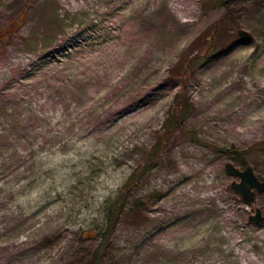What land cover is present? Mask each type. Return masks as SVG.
I'll return each instance as SVG.
<instances>
[{
    "label": "rangeland",
    "instance_id": "obj_1",
    "mask_svg": "<svg viewBox=\"0 0 264 264\" xmlns=\"http://www.w3.org/2000/svg\"><path fill=\"white\" fill-rule=\"evenodd\" d=\"M180 5L0 0V264L264 258V192L225 171L264 182V0Z\"/></svg>",
    "mask_w": 264,
    "mask_h": 264
},
{
    "label": "bare ground",
    "instance_id": "obj_2",
    "mask_svg": "<svg viewBox=\"0 0 264 264\" xmlns=\"http://www.w3.org/2000/svg\"><path fill=\"white\" fill-rule=\"evenodd\" d=\"M157 1L160 2L161 0H157ZM169 1H170V5H171L172 9L175 12H177V15L180 16V17H184L183 8L180 5V0H169ZM185 21H189V20H185ZM228 72L229 71H227V72L223 71L218 76L219 77V84H218L219 86L225 84L224 80L227 78ZM226 88L227 87H223L222 90L224 92H227L225 90ZM262 111H263V114H264V107H262ZM260 114H257V115H260ZM248 119L252 120L253 125H256V124H254V122H256L258 120H262V119H260L258 117H252V116L248 117ZM263 125H264V122L260 126L262 127ZM239 132L241 133V132H243V130H239ZM210 197H216V195L211 193V192H209L207 194L206 193H199L196 199H197V202H198L199 199H202V198L209 199ZM194 198H195V196L192 195L191 201H195ZM216 223H218V222H216ZM216 223H215V225H217ZM208 235L209 234L206 233L207 237H208ZM226 237H228L230 241L227 240V244H225L226 246H225V250L224 251H225L226 254H229V253H231V251H233L236 254L235 261H236L237 264H264V258L263 257H261V256L253 257V256H250V255H247L248 250H246L243 245L239 246V244H241L243 239H238L235 236V234H233L231 232H227ZM220 251H218V252L220 253ZM216 259H219V258H216ZM218 264H221V263H218Z\"/></svg>",
    "mask_w": 264,
    "mask_h": 264
},
{
    "label": "water",
    "instance_id": "obj_3",
    "mask_svg": "<svg viewBox=\"0 0 264 264\" xmlns=\"http://www.w3.org/2000/svg\"><path fill=\"white\" fill-rule=\"evenodd\" d=\"M238 35L245 39L250 37L249 33L241 29L238 30ZM225 171L229 175L236 176L239 179L238 181H232L231 189L241 196L243 202L252 203L255 197V190L264 192V182L259 180L250 166L247 165L245 168L239 169L232 163H226ZM250 219L255 222L260 219V211L258 208L255 209V214Z\"/></svg>",
    "mask_w": 264,
    "mask_h": 264
},
{
    "label": "trees",
    "instance_id": "obj_4",
    "mask_svg": "<svg viewBox=\"0 0 264 264\" xmlns=\"http://www.w3.org/2000/svg\"><path fill=\"white\" fill-rule=\"evenodd\" d=\"M177 125H180V123H178ZM132 178V177H131ZM129 181L125 182V184L121 187L120 192L118 193V195L115 197V199L108 205L109 209V213L107 215V219H111L113 221H116L118 214L120 213V209H122L124 203H123V195L129 190ZM122 193H124L122 195ZM132 210H134L132 208ZM112 228V227H111ZM110 228V229H111ZM104 241V240H103ZM103 246L101 245L98 249H97V261L94 260V264H100L101 263V257H100V249H102Z\"/></svg>",
    "mask_w": 264,
    "mask_h": 264
},
{
    "label": "flooded vegetation",
    "instance_id": "obj_5",
    "mask_svg": "<svg viewBox=\"0 0 264 264\" xmlns=\"http://www.w3.org/2000/svg\"><path fill=\"white\" fill-rule=\"evenodd\" d=\"M10 30V29H9Z\"/></svg>",
    "mask_w": 264,
    "mask_h": 264
}]
</instances>
